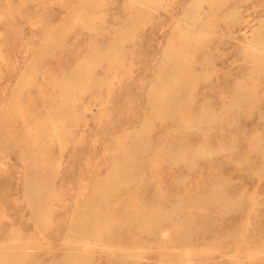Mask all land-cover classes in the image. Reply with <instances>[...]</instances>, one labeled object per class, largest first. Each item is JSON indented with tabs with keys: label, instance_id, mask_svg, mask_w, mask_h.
I'll return each mask as SVG.
<instances>
[{
	"label": "rangeland",
	"instance_id": "374dc122",
	"mask_svg": "<svg viewBox=\"0 0 264 264\" xmlns=\"http://www.w3.org/2000/svg\"><path fill=\"white\" fill-rule=\"evenodd\" d=\"M192 1L160 0L157 10L134 23L131 37L122 39L119 69L113 72L103 64L96 70L98 76H111L109 85L92 87L77 101L76 111L84 117L71 127L65 147L49 146L57 174L47 223L32 214L26 200L22 156L13 148L0 157V244L19 229L31 245L23 261L10 264H49L73 252L64 238L80 212L132 217L134 221L112 228L114 245H147L133 259H120L97 242L91 251L85 245L77 252H91L90 264H170L183 249L194 256L203 248L207 257L200 264H264V59L244 52L246 37L264 36V0H204V30L186 33L179 21ZM0 8L6 10L0 19V108L11 101L27 66L35 61L36 69L32 84L20 94V114L5 120L0 138L10 132V141L24 134L31 141L54 84L78 69L93 43L122 36V28L130 25V4L99 0L96 31L80 22L89 11L81 0H0ZM65 20L70 28L63 38L45 41L50 29ZM150 90L155 91V113L147 101ZM101 110L105 115L100 116ZM203 112L216 114L208 135L182 129L186 121H201L197 115ZM151 114L147 154L153 162L160 143L196 147L206 138L212 146L232 141L234 151L219 150L192 168L113 169L112 140L138 129ZM255 139L258 149L251 146ZM115 171L134 180L123 179L115 190L100 185ZM215 192L230 203L209 200ZM104 193L111 197L107 203L100 201ZM150 212L164 217L159 228H147L142 221ZM172 221L201 228L191 231L184 246H161L158 241Z\"/></svg>",
	"mask_w": 264,
	"mask_h": 264
},
{
	"label": "bare ground",
	"instance_id": "6f19581e",
	"mask_svg": "<svg viewBox=\"0 0 264 264\" xmlns=\"http://www.w3.org/2000/svg\"><path fill=\"white\" fill-rule=\"evenodd\" d=\"M28 0H20L21 3ZM130 8L128 17L130 25L122 28L123 34L119 39L110 40L105 44L93 43L90 50L80 60L77 70H72L69 74L61 77L50 91L47 97V107L43 114L42 123H38L37 132L33 140L28 141V135L24 134L16 140H9L10 132H7L0 138V157L13 148L22 156V160L26 165L25 177V197L30 205L31 212L34 216L40 219L41 223H47L50 220L48 215L47 205L53 197L54 177L57 174V161L49 160V146L57 145L60 148L65 147L72 135L71 127L83 119V114L76 111L77 101L92 87H102L109 85L111 76L105 78L98 76L96 70L105 64L107 70L116 71L119 69L124 52L121 48L122 39H127L132 35L134 23L138 22L139 17H147L152 12L158 9L160 0H128ZM204 0H193L190 4L188 13L184 16V20H180L179 24L186 33L202 32L204 30L202 20V2ZM82 4L88 7L89 11L80 22L87 29L96 31L98 15L97 6L99 0H81ZM6 16V10L0 8V19ZM199 24L200 26H197ZM70 28L68 21H63L50 29L45 41H59ZM43 47V46H42ZM244 52L252 59H264V36L261 34L246 37ZM44 50H39L36 56L42 55ZM35 61L27 66L22 72L20 79L13 91L11 101L0 108V126L5 120L14 118L19 111L21 103L20 94L22 90L31 85L35 77ZM118 81V80H116ZM165 97V96H164ZM163 97V101L165 98ZM107 101V99H106ZM147 101L151 105L152 112L155 113L156 107H153L156 101L155 91L150 90L147 95ZM106 110H101L100 116L105 115ZM20 114V112H19ZM151 115L147 116L141 126L132 131L125 132L114 138L109 147V155L116 157L111 163V167L115 170L140 167L163 168L170 167L174 164H181L187 168L195 167L198 161L204 157H211L219 150L234 151L235 144L228 141L227 144L212 146L207 139L196 146L192 147L186 143L174 144L160 143L158 151L160 154L155 155L156 161H152L147 154V149L150 145V130L152 127ZM216 114L203 112L197 115L201 121L191 122L186 121L182 129L184 131H199L204 136L209 134L212 128L211 119ZM39 118V117H38ZM42 120V119H41ZM38 121V120H37ZM36 129V128H35ZM34 131V130H33ZM35 132V131H34ZM33 138V137H32ZM253 149H258V139H255L251 144ZM240 163L241 160H236ZM125 179V182L134 180L131 177L122 178L117 174V171L108 178H105L100 185H111L110 190H115L117 185ZM210 197L212 202L222 200L223 204L230 203L228 199L221 198L217 192ZM110 194H102L100 201L107 203L110 200ZM88 212H80L72 223L70 234L64 238L65 247L73 252H68L57 262L49 264H90L91 252L88 254H79L78 249L87 245L91 248L94 243L104 245L106 251L117 254L120 259L140 257L144 254V247L147 245H138L134 243L132 246L114 245L115 236L111 233L112 228L118 224H126L134 221L132 217H91ZM164 219L154 212L148 213L142 220L147 228H159L160 221ZM201 225H194L188 221H172L170 224L169 233L161 236L158 241L161 246H173L175 242L181 243L184 246L188 242L191 231L198 230ZM7 242L0 244V261L10 264L12 261L21 262L26 258L28 249L31 248L28 241V235H25L19 229H13L9 232ZM115 246L119 247L120 252H116ZM91 251V249L89 250ZM187 249L172 256L169 260L170 264H186L191 260L193 263L200 264L207 256L206 250L203 248L201 254L192 255Z\"/></svg>",
	"mask_w": 264,
	"mask_h": 264
}]
</instances>
